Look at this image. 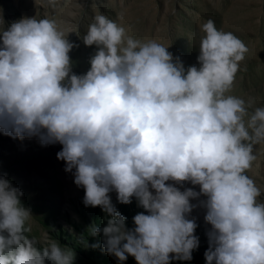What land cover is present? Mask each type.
Listing matches in <instances>:
<instances>
[{"label":"clouds","instance_id":"1","mask_svg":"<svg viewBox=\"0 0 264 264\" xmlns=\"http://www.w3.org/2000/svg\"><path fill=\"white\" fill-rule=\"evenodd\" d=\"M0 25V132L61 145L56 158L83 188L82 203L104 213L90 234L102 236L106 254L120 264L190 261L200 208L210 226L205 264H264V201L247 174L264 143V106L231 94L248 51L236 35L207 20L197 63L185 66L170 44L135 39L103 14L82 36L48 18L5 27L0 16ZM69 32L95 48L83 73L73 71L79 45ZM113 192L143 209L132 227ZM22 196L0 175V264H73L72 249L38 247L28 235Z\"/></svg>","mask_w":264,"mask_h":264},{"label":"rangeland","instance_id":"2","mask_svg":"<svg viewBox=\"0 0 264 264\" xmlns=\"http://www.w3.org/2000/svg\"><path fill=\"white\" fill-rule=\"evenodd\" d=\"M97 14L122 25L135 39L170 44L168 50L178 55L185 66L197 63L203 35L200 26L213 20L219 30L233 33L248 49L231 94L264 106V0H56L54 6L47 0H0L5 27L21 17L48 18L66 32L78 25L82 36ZM68 39L79 45L70 52L73 71L83 73L95 48L86 47L75 32H69ZM60 148L59 144L41 145L35 138L21 140L0 132V175L23 192L21 201L31 209L28 235L39 241L38 247L57 241L72 249L73 264H120L103 251L102 236L90 234L92 225L102 227L106 223L104 213L99 207L84 206L83 188L73 183L72 174L64 171V162L56 158ZM255 155L247 174L261 188L259 199L264 201V143L255 146ZM110 195L127 218V226L132 227V217L143 209L135 199L124 205L116 201L115 192ZM191 215L196 217L199 247L193 251L192 260H173L170 264H205V231L210 226L203 220V209H194ZM122 264L136 261L129 256Z\"/></svg>","mask_w":264,"mask_h":264}]
</instances>
